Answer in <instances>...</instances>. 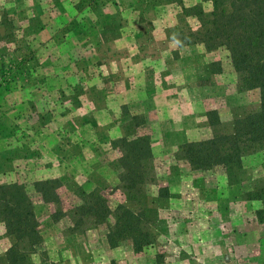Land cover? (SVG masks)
I'll use <instances>...</instances> for the list:
<instances>
[{
	"label": "rangeland",
	"instance_id": "rangeland-1",
	"mask_svg": "<svg viewBox=\"0 0 264 264\" xmlns=\"http://www.w3.org/2000/svg\"><path fill=\"white\" fill-rule=\"evenodd\" d=\"M212 11L211 0H0V186L22 185L37 222L35 234L19 235L0 217V264L15 246L21 264H264V151L243 158L234 184L221 166L193 170L178 155L259 108L258 91L244 90L225 48L198 41L199 12L208 20ZM124 68L137 70L133 82L155 80L163 68L170 123L150 101L140 112ZM146 69L156 74L143 76ZM168 110L163 103V118ZM139 135L149 136L151 153L141 163L146 200L132 206L144 212L151 241L135 250L128 237L111 244L109 231L126 204L123 153L113 144ZM85 143L105 152L100 162L118 165L116 183L100 182L111 175L98 163L95 182L74 186L75 173L59 174L61 156L46 154ZM40 182H53L52 201ZM82 192L103 196L104 222L85 216L74 226Z\"/></svg>",
	"mask_w": 264,
	"mask_h": 264
},
{
	"label": "trees",
	"instance_id": "trees-1",
	"mask_svg": "<svg viewBox=\"0 0 264 264\" xmlns=\"http://www.w3.org/2000/svg\"><path fill=\"white\" fill-rule=\"evenodd\" d=\"M213 11L208 20L202 12L199 19L202 31L198 41L207 51L225 48L234 72L245 86L244 90H257L259 108L256 112L234 119L227 133H215L211 139L189 142L180 147L178 155L190 164L193 170H210L221 166L230 184L239 182L243 173L242 160L245 156L264 151V0H211ZM219 63L212 64L211 67ZM134 127L139 126L141 118H134ZM113 146L123 153L120 165V188L125 194L126 204L119 206L115 213V224L109 231V242L128 237L135 250L150 243V233L142 227L144 212L135 211L132 204L146 200L140 190L143 182L142 161L150 156V138L135 136L133 139L122 137ZM142 165V166H141ZM56 183V182H55ZM51 184V186H49ZM53 182H40L39 192L42 199L52 201ZM53 190V191H52ZM167 194V190H164ZM83 202L74 209V226L79 227L85 216L94 223L104 222L109 208L102 195L82 192ZM257 192L255 199L262 198ZM22 185L0 186V217L19 235L25 232L36 233L37 222L27 200ZM13 235V233H10ZM20 250L11 248L5 264H21Z\"/></svg>",
	"mask_w": 264,
	"mask_h": 264
},
{
	"label": "crops",
	"instance_id": "crops-1",
	"mask_svg": "<svg viewBox=\"0 0 264 264\" xmlns=\"http://www.w3.org/2000/svg\"><path fill=\"white\" fill-rule=\"evenodd\" d=\"M123 70V73H125V75H127L129 78H131L132 80L131 83L133 82L134 78H132L131 76H136L137 75V70L134 68H129ZM160 73L158 75V78L156 77V79H149L148 81L143 80L142 82L139 81H134L133 82V86H130L132 91H136L137 93H139L136 97L135 100L137 103H139L141 106V113H148V111L146 110V106L147 103L150 101L151 102V108L153 109L154 105L156 107V113H157V117L158 120L161 122H166L168 121L169 123L172 121L169 118L170 117H175V110L171 109L172 105L169 104L168 100L169 99V93L168 90H166L163 87V68H161ZM116 73V72H113ZM117 74L121 75L120 73L117 72ZM147 74H156L153 70H151L149 72L148 69L145 70V73L143 76L147 75ZM158 81V82H157ZM173 86H175V88L172 91H177L176 88V84H174ZM157 92L156 94L153 93ZM163 103H167L169 110L165 111L164 113V118H163ZM154 104V105H153ZM162 106V108H161ZM171 106V107H170ZM160 108V109H159ZM167 119V120H165ZM169 119V120H168ZM139 136H144V135H139ZM149 137V136H148ZM116 138V137H115ZM113 137V139H115ZM86 144V143H85ZM63 150L64 152L61 153L62 151L58 152L55 151L53 148L49 149L48 152L46 154H48V156L50 157H54L55 155L57 156H61V160L62 163H57V168L59 171L64 170V168L67 171H71L74 177L73 182H75L76 184L74 186H81L82 188H84L86 185L90 184L91 182H95V178L93 176H96V171L97 169H95V165L99 164V167H101V171L99 173H106V174H110L111 175V180L109 181L108 176L103 177L101 176L102 180L100 182H103L104 184H106L107 182H117L118 178H117V172L119 170L118 165H114V164H110V163H102L100 162L101 158L103 157L105 152H101V150L98 149V147L95 146H86L85 147H77V149H69L68 146L64 145L63 146ZM88 147H91V152L88 150ZM48 148V147H46ZM109 153L113 152V150L110 148L109 149ZM40 153V152H38ZM108 153V152H106ZM108 153V154H109ZM69 158H73L72 160L76 162V164H74V166L72 168L68 167L67 162L69 161ZM35 159H37V161H39L41 159V155H39V157H35ZM48 160L50 161V163H54L56 160H51L48 158ZM114 161V160H113ZM65 163V164H64ZM92 163V164H91ZM111 165V166H110ZM62 166V167H61ZM61 167V168H60ZM94 167V168H93ZM48 170V169H47ZM49 171V170H48ZM60 175H67L66 173H64L63 171L59 172ZM100 175V174H99ZM63 184V183H62ZM98 185V184H97ZM99 186H104L102 184H99ZM63 187H66V183L63 184Z\"/></svg>",
	"mask_w": 264,
	"mask_h": 264
},
{
	"label": "clouds",
	"instance_id": "clouds-1",
	"mask_svg": "<svg viewBox=\"0 0 264 264\" xmlns=\"http://www.w3.org/2000/svg\"><path fill=\"white\" fill-rule=\"evenodd\" d=\"M177 43H179V41H177Z\"/></svg>",
	"mask_w": 264,
	"mask_h": 264
}]
</instances>
